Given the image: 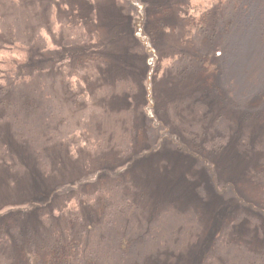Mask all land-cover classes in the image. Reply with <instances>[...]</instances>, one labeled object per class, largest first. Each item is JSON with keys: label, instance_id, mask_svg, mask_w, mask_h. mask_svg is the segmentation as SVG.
I'll return each mask as SVG.
<instances>
[{"label": "rangeland", "instance_id": "374dc122", "mask_svg": "<svg viewBox=\"0 0 264 264\" xmlns=\"http://www.w3.org/2000/svg\"><path fill=\"white\" fill-rule=\"evenodd\" d=\"M197 2L22 0L16 4L0 0V13L6 23L18 18L21 27L32 34L41 23L48 31L53 24L50 15L67 24L73 21V26L68 24L73 29V70L60 71L57 61L62 56L53 59L55 53L44 48L47 61L52 62V70L45 75H52L56 81L58 75L53 74V69L65 74L64 81L73 86L71 94L64 93L60 80L56 81L57 90L50 84L41 87L31 83L20 89L22 93H18L15 102L2 98L0 212L10 209L9 204L22 203L28 197L29 185H45L36 181L34 170L30 173L24 169V163L31 160L30 145L38 153L41 151L37 160L46 176L54 179L56 175L69 184L85 179L98 182L104 174L117 177L120 169H127L120 175L127 179L121 183L123 192H109L113 202L124 206V212L113 218L118 229L111 230V235L106 232V240L114 242L125 237V228L131 229L127 231L130 239L122 247L125 254L118 256L126 260L124 264L264 262V234L260 232L264 221L263 190L253 188L247 193L244 182L238 185L229 171H240V167L227 163L228 156L219 162L210 157L203 162L190 155L186 147L191 143L185 135L190 131L197 133L210 146H215L218 139L236 142L243 125L234 123L244 124L241 111L256 109L260 117L251 123L254 140L264 144V135L258 136L259 121L264 122V53L254 59L253 49L241 47L232 37L230 46L236 47L239 57L229 59V63L241 59L247 66L243 79H236V86L227 71L226 80L224 67L208 62L218 55H205V41L199 39L195 43L188 31L190 24L180 22V9ZM156 7L158 15L154 13ZM161 8L168 14H161ZM224 19L221 15L220 24L225 31ZM167 23L169 26H165ZM140 33L164 61V70L160 69L159 74L150 72L149 78L148 60L152 54ZM35 65L48 69L46 61ZM217 70H221V76ZM138 154L143 156L138 158ZM14 164L18 171L14 172ZM240 198L246 203L240 204ZM243 207L253 215L251 219L243 218L244 226L242 221L233 222ZM40 218L33 214L25 221L37 239L47 233L35 228L42 223ZM223 225H228L227 233L214 241ZM223 239L226 245L222 244ZM132 246L134 250L127 254ZM100 254L102 264H116L114 252L102 250ZM14 256L11 254L4 261L0 254V264H16Z\"/></svg>", "mask_w": 264, "mask_h": 264}, {"label": "trees", "instance_id": "16d2710c", "mask_svg": "<svg viewBox=\"0 0 264 264\" xmlns=\"http://www.w3.org/2000/svg\"><path fill=\"white\" fill-rule=\"evenodd\" d=\"M12 1L20 4L22 0ZM197 1L194 6L186 4L184 8L180 9V22L190 24L188 31L193 34L192 40L195 43L199 39L200 41H205L202 42L204 46H202L204 48L202 51H205V55L208 53L211 56L212 53L218 55L216 58L214 55L210 57L208 62L216 64V67L220 65L222 68L224 67L222 73H225L224 76L226 77L227 71L230 81L236 86V79L239 77L243 79V71L247 65L241 62V59L238 62L235 61L239 56L235 53L236 47L230 46V42L234 40H232V37H235V43L241 47L245 48L244 46H247L246 49L251 47L254 55H256L254 56L251 53L254 59L258 57L257 54L262 55L264 53V0ZM157 10L156 7L154 13L158 15L159 11ZM167 12L165 10L162 11L161 8V14L165 16ZM221 15L222 18H225L224 22L227 28L225 31L231 30V33H224L223 25L220 24ZM65 18L70 17L65 16ZM50 22L53 24L48 27V31H46L45 26H41V23L37 31L32 34L24 27H21L22 24H20L18 18L7 24L6 19L0 13V104H3L2 98L4 100L8 98L10 102H15L18 93H22H20V89L31 83H36L37 86L41 87H43V84H50V87H54L57 90L56 81L61 80L62 89H65L64 93L71 94L73 91V86L64 81L65 74L53 69V74L56 73L58 78L60 77L56 81L52 75L49 77L45 75L51 69L52 62L47 61V53L44 51V48L52 50L55 53L52 55L53 59L58 55L62 56L57 61V63L59 62L57 67L60 71L70 72L73 70V29L72 27L68 28V24L73 26V21L67 24L54 15H50ZM165 26H169V24L167 23ZM140 36L152 54V57L148 60L150 66L149 78L150 72L151 74L155 72V74L157 72L159 74L161 72L160 69L164 68V61L156 54V48L151 45L150 41L142 36L141 33ZM94 38L95 35L93 33L92 44ZM154 40L152 37V41ZM219 51L221 53L218 54ZM233 57L235 60L229 63V59ZM45 61L48 69L35 65V63ZM80 69L82 68L80 67ZM257 69L258 67H256L255 71ZM84 70H87V68ZM255 71L253 72L255 73ZM222 73L221 70L216 71V74H220L219 76ZM46 79L50 80L47 83L42 82ZM225 79L227 80V77ZM38 83L40 84L38 85ZM241 112L244 113L242 121H244L246 127L242 121V123H234L235 125H243V130H240L236 136V142L229 141V138L226 139V135V140L218 139L216 141L219 144L216 142L215 146H210L207 141H201V135L190 131L185 135L189 138L193 148L191 146L186 147V150L190 152V155L203 162L209 161L208 157L219 162V159L228 156L229 162L227 163L230 164L232 162V164L235 163L240 167V171L237 172H230L227 169L232 177L234 175L238 185L244 182L246 185L245 191L248 189L253 191L254 188L260 190V192L263 190L264 193V157L262 155L264 144L254 140L255 133L252 131L253 126L251 124L258 121L257 119L260 115L256 109H247ZM259 122L258 136L260 137L264 135V122ZM211 125L210 123V127ZM28 148L31 150V160L24 163V169H27L30 173L31 170H34L36 172V181L41 180L40 182L45 185L42 187L36 183L29 185L26 189L29 192L28 197L22 203L9 204L7 207H10V209L6 211L7 213L0 212V246H3V249H0V254L4 255L3 260L5 261V257L14 254V257L17 258L16 264H102L100 253L104 250L111 253L114 252L113 256H117L113 260L114 263L124 264L126 260L122 261L118 256L125 254V249L123 250L122 247L130 239V234L129 232L127 234V231H131V229L127 230L125 228V232L123 231L125 237L123 236L122 239V236H120V239L114 242L110 241L112 243L106 240V237L108 236L107 234L111 235V230L118 229V222L113 220L114 216L124 212V206L119 201L113 202L112 195L109 192H119L118 194L123 192V184L121 183L122 181H127V179L120 175L125 173L127 169H120L117 172V177L104 174L99 177L98 182H88L85 179L84 181H73V184L70 183V185L65 183L66 179H64V182L62 178L58 180L56 175H54V179L46 176V173L40 168V161L37 160L39 156H42L41 151L38 153L30 145ZM63 149L64 146H62ZM200 152L207 158H203L199 154ZM58 154L60 153L58 152ZM13 155L15 156V154ZM140 156L142 157L143 154H138V158H141ZM14 166V172L18 171V165L14 164ZM242 167L245 168L241 170ZM13 169L8 171L12 173ZM210 169H212V166H210ZM118 178L121 180H118ZM132 190L134 189L132 188ZM249 192L247 191V193ZM128 196L131 197L132 195ZM140 199H142L141 196ZM58 200L59 203H57ZM239 203L243 204L246 202L240 198ZM126 211L127 208L125 209ZM249 213L245 207L241 208V210L237 211L233 222L239 220L242 221V225L244 219L253 217ZM33 214L41 217L39 220L42 221L35 227L36 230H47L46 235L40 239L34 236L35 231L30 226H25V221L29 220ZM55 219L57 221H53ZM262 222L263 225H261L260 232L264 234V221ZM226 226L220 227V234L214 241H218L221 236L227 233ZM9 235L11 239H9ZM226 243L227 241L223 239L222 244L226 245ZM145 248L149 250V247L145 246ZM132 250H134V246L130 247L128 252L126 251L127 254L132 252ZM108 255L111 256L110 253ZM0 260L2 261L1 257ZM261 263L264 264V262ZM128 264L138 263L137 261H134V263L129 261Z\"/></svg>", "mask_w": 264, "mask_h": 264}]
</instances>
